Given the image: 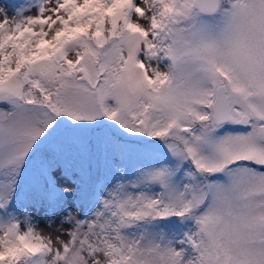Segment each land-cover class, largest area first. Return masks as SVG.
<instances>
[{
    "label": "snow or ice",
    "instance_id": "1",
    "mask_svg": "<svg viewBox=\"0 0 264 264\" xmlns=\"http://www.w3.org/2000/svg\"><path fill=\"white\" fill-rule=\"evenodd\" d=\"M0 264H264V0H0Z\"/></svg>",
    "mask_w": 264,
    "mask_h": 264
},
{
    "label": "rangeland",
    "instance_id": "2",
    "mask_svg": "<svg viewBox=\"0 0 264 264\" xmlns=\"http://www.w3.org/2000/svg\"><path fill=\"white\" fill-rule=\"evenodd\" d=\"M17 2H18V0H17Z\"/></svg>",
    "mask_w": 264,
    "mask_h": 264
}]
</instances>
